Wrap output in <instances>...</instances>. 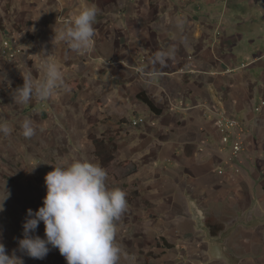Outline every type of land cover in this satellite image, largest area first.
<instances>
[{
	"label": "rangeland",
	"instance_id": "rangeland-1",
	"mask_svg": "<svg viewBox=\"0 0 264 264\" xmlns=\"http://www.w3.org/2000/svg\"><path fill=\"white\" fill-rule=\"evenodd\" d=\"M186 1H189L198 24L205 23L210 13L212 16L208 20L210 26L207 29L203 26L206 37L197 41L192 54L197 55L200 42L210 51L218 47L220 41L224 43L230 37L232 41L224 44L227 49L222 53L228 57L232 68H238L231 77L251 72L250 68L245 70L242 66L251 62L252 45L258 44L259 36L264 33V27L261 28L264 23V0H212L210 4L207 0H180L177 7H186ZM193 3L198 10L193 9ZM152 13L153 16L156 12ZM146 16L148 14L142 17ZM121 36L117 32L116 40L119 41ZM153 46V43L149 45ZM0 56V61L6 62L0 69V124H7L12 129L8 135L0 133V199L6 195L5 189L10 192L4 201V211L0 212V243L5 245L8 255L15 253L23 264H67L58 249L54 248L43 260L30 258L18 251V240L23 238L22 225L27 210L36 211L43 206L46 174L54 166L88 160L106 169L110 188H120L127 193V210L117 222L116 239L123 250L120 264H264V201L261 202L259 195V191L264 189V178L260 179V171L256 168L254 170L247 163H240L245 151L234 156L231 140L224 143L211 133L207 135L208 141L200 147L217 151L224 158L232 153L235 161L239 157V162H234L237 165L234 171L231 169L229 172L225 165L218 167L226 180L221 182L217 178L222 185L210 187V191L207 183L215 177L213 164L221 159L213 154L210 162L199 164L200 157L205 154L203 149L199 150L203 154L199 160L188 154L183 158L176 156L179 169L173 170L167 165L165 167L169 170L158 171L154 180H149L150 174L146 177L143 167L157 159L160 148L155 147V138L150 139L148 143H153L149 144L153 147L152 152L138 157L135 153L145 149L135 145L136 141L133 144L132 140H137L136 134L142 133L143 140L147 135L159 136L163 141L173 140L183 144L186 153L191 148L189 143L197 140L194 133L181 132L185 124L178 121L179 118L168 115L172 98L167 95L169 92L159 88L163 80L155 77L152 84L158 88L147 90L144 84L149 88L151 81L144 75L128 76L121 73V65L114 68L116 82L131 84V100L135 99V95L144 94L157 109L152 111L140 100L142 104H132L127 110L124 115L127 120L123 117L122 128L114 130L115 122L110 115L112 113L107 110L110 105L107 106L108 99L105 97L109 92L98 89L96 84L82 82V87H89L85 94L88 100H83L85 96L81 97L83 99L74 98L73 95L81 93L77 91L78 85L74 84L77 80L67 79V85L64 84L46 99L33 97L27 104L15 103L13 91L23 85L24 79L36 83L43 78L32 61L14 62L4 58L3 54ZM153 56V52L149 54V62ZM215 60L218 62L217 58ZM218 73L214 75L218 76ZM117 111L121 112L123 108L117 107ZM78 114L82 115L83 122L79 128L76 127L80 118ZM235 117L244 121L239 115ZM25 118L31 119L36 128V135L30 139L22 135L21 124ZM216 118L211 119L214 121ZM56 125L65 127L62 129ZM81 128L83 130L74 137L73 132ZM125 131L132 133L126 135ZM123 134L124 138H120ZM244 144L242 148L247 150L246 142ZM128 146L125 154L121 152ZM130 147L134 149L135 159L130 155ZM237 186H242L245 193L242 194ZM221 194H228L229 197L226 199ZM190 195L196 201L195 210L199 208L205 213L199 211L193 215L187 210ZM35 234L44 237L43 222Z\"/></svg>",
	"mask_w": 264,
	"mask_h": 264
},
{
	"label": "crops",
	"instance_id": "crops-1",
	"mask_svg": "<svg viewBox=\"0 0 264 264\" xmlns=\"http://www.w3.org/2000/svg\"><path fill=\"white\" fill-rule=\"evenodd\" d=\"M115 1L0 0V46L21 47L23 53L19 61L21 63L23 61L31 63L32 61L35 67L39 68L37 72L41 79H44L45 75L41 65L45 58L51 56L50 59L63 73L65 85H67L65 82L67 79L77 80L74 84L78 85L77 91L81 93L75 94L73 97L83 99L81 97L85 96L83 100H88L85 94L89 87H82V82L88 83V85L96 84L100 90L106 89L104 91L109 92L105 96L108 99L107 106L110 105L107 110L112 113L110 115L115 122L114 130L122 128V120H127L124 115L131 109V105L142 102L136 99L137 95L134 96V100H131L130 83L116 82L117 76L114 73V68L121 65L123 69L121 73H126L128 76L139 75L142 77L144 75L151 81L148 85L149 88L144 84L147 90L152 87L158 88L152 84L155 77L163 80L159 88L166 93L169 92L167 95L172 98L169 111L167 110L168 115L179 118L178 121L185 124L181 132H192L196 135L197 140L194 143H189L191 148L186 153L184 145L175 143L173 140L165 139L163 141L156 135H147L143 140L142 133L136 134L137 140H132L133 144L136 141L135 145H141V149H145L135 153L138 157L146 156L152 152L151 145L153 143H148L150 139L155 138V147L160 148L159 156L158 154L156 156L157 159L143 167L146 177L150 174L149 180L156 178L154 176L158 171H168L169 169L165 167L167 165L171 166L173 170L179 169L180 163L176 161V156L183 158L182 156L188 154L191 158L195 156L199 160V156L203 155L199 150L203 149L205 154L200 157L202 159L199 160L201 161L199 164L210 162L213 154H217L221 159L218 160V163L213 164V169L216 172L215 177L209 179L207 183L208 190L210 191V187L213 188L218 184L222 185L217 178H220L222 182L226 177H224V173H219L218 167L225 165L229 172L231 169L234 171V167H237L234 162H239V157L235 158L237 159L235 161L232 159V153L224 158L217 151L212 152L211 149L200 148L208 141L207 135L209 136L211 133L221 140L213 124L221 114L234 118L239 115L244 120L237 119L242 125L241 136L247 147L243 156L240 157L242 158L240 163H247L249 168L254 170L256 168L260 171L258 172L260 179L264 178V33L261 32L262 36H259L260 42L252 45L251 62L242 66H245V70L250 68L251 72H245L243 75L232 78V74L237 72L238 68H232L227 60L228 57L222 53L226 48L224 44L232 41L230 37L224 43L220 41V45L210 51L200 42L201 47L197 55L192 54L197 41L206 37L203 33V26L206 29L207 26H210L208 20L212 18L211 13L207 16V20L205 19V23L198 24L190 10L189 1H186L187 6L181 7L182 9L177 7L180 0ZM207 1L210 4L212 0ZM90 4H94L99 9L94 24L96 30L94 47L87 53H76L70 50L65 43L55 39V32L63 29L69 24L75 13ZM193 9L198 10L195 7ZM152 12H156L155 15L152 16ZM146 14L148 16L143 18L142 16ZM178 18H183L185 22L182 29L175 27V21ZM263 27L264 23L261 25V28ZM117 32L122 35L119 41L116 40ZM185 37H187V45L182 42ZM152 43L154 46L149 47ZM169 47H175L177 51L175 57L168 60L171 62H167L166 67L161 68L158 64L152 65L151 61H148L149 54L152 52L155 54L157 51ZM216 58L218 62H216ZM2 64L4 65L6 62L1 61L0 69L4 68ZM141 68L145 70L138 71ZM216 72H219L218 76L214 75ZM153 73L157 74L153 75ZM100 81L102 82L100 83ZM217 81L220 83L216 85ZM111 90L112 92H110ZM117 107H122L123 111H117ZM78 116L80 118H77V128L83 124L82 115L78 114ZM214 117L217 118L212 121L211 118ZM56 126L62 129L65 127ZM166 128L170 130V127ZM82 130L81 128L74 131V137H77ZM125 133L128 135L132 131H125ZM124 135L120 138H124ZM149 144L151 145L149 146ZM130 148V152H132L134 149ZM125 150H129V146L121 152L125 154ZM130 155L133 157L132 159H135L136 155L133 152ZM237 189L242 194L245 193L242 186H237ZM263 190V188L261 191L258 190L261 202L264 201ZM190 196L187 210L192 211L193 215L195 212L196 214L199 211L202 212L203 210L199 208L195 210L196 201L192 198L193 195ZM221 196L226 199L229 197L228 194H221Z\"/></svg>",
	"mask_w": 264,
	"mask_h": 264
},
{
	"label": "clouds",
	"instance_id": "clouds-1",
	"mask_svg": "<svg viewBox=\"0 0 264 264\" xmlns=\"http://www.w3.org/2000/svg\"><path fill=\"white\" fill-rule=\"evenodd\" d=\"M98 12L94 4L83 7L73 15L68 25L55 32V39L76 53L92 50ZM184 23L183 18H178L175 27L182 29ZM182 42L187 45V37ZM176 51L175 47L157 51L151 64L166 67ZM50 57L45 58L41 65L45 74L42 81L34 83L23 78V85L13 91L15 103L27 104L33 97L46 99L63 86V73ZM21 129L26 139L36 135V128L29 118L23 120ZM11 131L7 124H0V133L8 135ZM107 180L106 169L88 160L54 166L44 177L46 195L43 206L36 211L27 210L18 251L30 258L43 260L54 248L67 264H120L123 250L116 239L117 222L127 210V193L120 188H110ZM5 192L6 195L0 199V212L4 211V201L10 196L6 189ZM41 222L44 225L43 238L35 234ZM0 264H23V261L15 253L8 255L5 245L0 243Z\"/></svg>",
	"mask_w": 264,
	"mask_h": 264
},
{
	"label": "built area",
	"instance_id": "built-area-1",
	"mask_svg": "<svg viewBox=\"0 0 264 264\" xmlns=\"http://www.w3.org/2000/svg\"><path fill=\"white\" fill-rule=\"evenodd\" d=\"M22 53L23 49L19 46L7 45L0 48V55H5L3 57L9 61L18 62ZM214 123L216 125V130L219 132L221 140L224 143H229L230 140L233 142L234 156H239L241 152L245 151V148L244 150L242 148L245 145L241 136V132L243 131L242 125L236 118L226 114H221L219 118L214 121Z\"/></svg>",
	"mask_w": 264,
	"mask_h": 264
},
{
	"label": "trees",
	"instance_id": "trees-1",
	"mask_svg": "<svg viewBox=\"0 0 264 264\" xmlns=\"http://www.w3.org/2000/svg\"><path fill=\"white\" fill-rule=\"evenodd\" d=\"M138 99L141 100L145 105H147L152 111L156 112L157 109L155 108L154 103L147 98L144 94H138Z\"/></svg>",
	"mask_w": 264,
	"mask_h": 264
}]
</instances>
